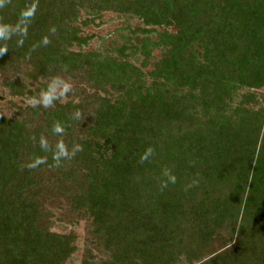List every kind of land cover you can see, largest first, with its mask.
I'll list each match as a JSON object with an SVG mask.
<instances>
[{"label":"trees","instance_id":"1","mask_svg":"<svg viewBox=\"0 0 264 264\" xmlns=\"http://www.w3.org/2000/svg\"><path fill=\"white\" fill-rule=\"evenodd\" d=\"M106 11L143 23L140 47L116 57L76 51L93 38L81 35L77 24L93 22L81 13ZM0 24L27 29L0 41L1 74L22 65L35 82L82 74L116 94L95 93L89 114L56 103L41 115L0 116V264H63L76 250L73 234L45 222L36 168L72 185L74 209L91 218L107 255L101 264H264V0H6ZM127 49L141 51L144 67L153 50L161 55L142 73ZM41 135L52 150L41 149ZM60 140L83 150L56 166ZM37 157L45 162L29 167Z\"/></svg>","mask_w":264,"mask_h":264},{"label":"rangeland","instance_id":"2","mask_svg":"<svg viewBox=\"0 0 264 264\" xmlns=\"http://www.w3.org/2000/svg\"><path fill=\"white\" fill-rule=\"evenodd\" d=\"M82 12L80 21L87 19L93 20L87 26H77L81 29L83 37L93 38L86 46L82 48L75 47L76 51L82 49L84 52L100 51L101 53H110L116 57L117 49L121 47H130L135 45L140 47V41L145 37L140 29H144L143 23L136 17L127 14H119L111 11L102 12L98 17ZM158 31H164L163 28H156ZM173 32V28H168ZM155 37V34L149 35ZM126 60L142 71L147 73L152 69L153 63L159 60L161 55L160 49L153 50V58L147 66H143V55L141 51L127 49ZM30 67L22 65L18 71L3 75L0 73V116L11 119H22L30 115L29 108L36 109L39 115L43 109L53 108L55 104H68L73 106H82L81 115L91 113L92 108L88 104L92 101L95 93L101 97H113L116 94L107 88L106 93H103L97 87L90 85L84 75L75 74L74 76L66 77L59 76L72 84V91L66 97L56 100L52 107L44 108L43 106H31L27 103L30 97H39L42 90L46 89L50 81L35 82L29 78L28 74ZM19 80L23 85V95H17L16 88L7 86L9 82ZM12 83V82H11ZM146 83H150V79H146ZM30 92V93H29ZM31 94V95H30ZM264 94V89L259 91L258 95ZM239 99H236V103ZM38 122V121H36ZM35 122V123H36ZM66 169V168H65ZM34 175L38 179L37 202L40 205L41 211L45 217V222L50 231L59 234H73L75 236L74 245L75 252L63 264H82L83 260L92 256L96 264H101L106 260L107 255L102 248L97 246V242L91 233L92 220L82 211H76L73 206L72 196L74 188L70 183L62 178L61 172L56 169L36 168Z\"/></svg>","mask_w":264,"mask_h":264},{"label":"clouds","instance_id":"3","mask_svg":"<svg viewBox=\"0 0 264 264\" xmlns=\"http://www.w3.org/2000/svg\"><path fill=\"white\" fill-rule=\"evenodd\" d=\"M6 0H0V7H3L5 5ZM36 11V5L33 4L30 8H28L25 12L22 13V16L24 19H28L30 17H33ZM52 31L54 32L55 29L53 28ZM19 32L22 36H26L27 29L23 28L20 29L19 27L13 29L9 25L0 24V41H7L11 38V36ZM50 41L47 37H44L43 43L46 45ZM18 45H23V39H20L18 41ZM8 51L7 46L0 47V56H3ZM72 91V84L69 83L67 80L56 76L51 79V82L48 84L47 88L42 90L39 94V97H30L27 100V103L31 106H43L44 108L52 107L54 102L56 100H59L61 98H64L67 96L69 92ZM76 117H80V113H75ZM64 127L60 124V122H54L52 127V132L57 135H63L64 134ZM33 140H35V137H32ZM39 144L42 150L44 151H50L52 150L49 146V143L47 139L41 135L39 139ZM83 147L80 144H74L71 149H69L68 145L64 143L63 140H60L56 143L55 149L53 151V161L56 166H60L62 160L72 159L77 152L82 151ZM154 153V149L152 147H149L145 150V153L141 157V163L146 161L149 156H151ZM45 160L43 158L37 157L35 161L29 165V167H36L40 163H44ZM171 181L175 182V177H170ZM166 186V185H164Z\"/></svg>","mask_w":264,"mask_h":264}]
</instances>
